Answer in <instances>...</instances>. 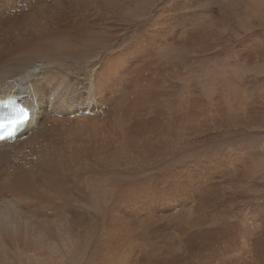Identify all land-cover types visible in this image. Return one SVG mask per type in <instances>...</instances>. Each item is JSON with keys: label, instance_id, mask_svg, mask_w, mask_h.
Instances as JSON below:
<instances>
[{"label": "bare ground", "instance_id": "1", "mask_svg": "<svg viewBox=\"0 0 264 264\" xmlns=\"http://www.w3.org/2000/svg\"><path fill=\"white\" fill-rule=\"evenodd\" d=\"M124 1L0 0V99L31 110L0 143V264H264L243 183L264 146L231 136L264 126L233 80L264 51V0Z\"/></svg>", "mask_w": 264, "mask_h": 264}, {"label": "rangeland", "instance_id": "2", "mask_svg": "<svg viewBox=\"0 0 264 264\" xmlns=\"http://www.w3.org/2000/svg\"><path fill=\"white\" fill-rule=\"evenodd\" d=\"M159 1L160 0H155L154 5L158 6ZM201 1L208 2L209 5H200L197 9L198 11H200L199 9H201V11H202V10H204V8H206V10L215 9L217 12H221V11H223L222 9L228 8V5H229L227 0H201ZM233 1L235 3H238L239 10H240V12H242V11H244V9H248V7L250 8V6H252V7L258 6L260 4V2H262L263 0H233ZM210 3H212V4H210ZM138 4H139V2L136 0H125L124 3L122 4V7L120 8V10L122 12H124L125 10H127L129 8L137 7ZM262 7L263 6L259 5L260 10L262 9ZM153 13H154V11L151 10V11H149V13H147V14L145 13V14L147 16L149 15V18H150ZM223 15L224 14L222 12L221 18L225 19V16H223ZM144 16H142V17L144 18ZM142 17H140L136 21V24H133V25H135V28L138 27L139 25H142V23L145 22ZM231 23L232 22H230V24ZM206 24H208V23H206ZM232 25L235 29H239L238 25L236 27L235 22H233ZM130 27L132 28L133 26H130ZM207 28L208 29H214V28H210V27H207ZM128 29H130V28H128ZM257 33H259V28L257 29ZM260 33L263 36V37L261 36L262 42H263L261 44V48H264V27L260 28ZM253 34H255V33H253ZM226 47H227L228 51H220V54H219L220 56H218V58H220V64L217 67L223 71L222 75L224 77H232V69L226 64V62H227V57L230 56L229 50H231L234 46L233 45H231V46L225 45V49H226ZM252 47H248V49L252 50ZM212 57H215V56H212ZM208 58H209V56H206L207 60H208ZM190 59L196 60L199 58L198 57H191ZM181 61L182 60H180V62ZM186 63L187 62L184 60L180 64L185 65ZM233 80H234V87L238 88L241 94L245 95L248 98L252 97L256 104L262 105V103H264V99H263V101H259L258 99H259V96H261V97L264 96V95H262V94H264V51L260 52L255 58H253L252 56L246 57L245 55L240 57L237 61L235 73L233 74ZM248 101H249V99L245 98V102H248ZM256 124H258V123H256ZM262 126L263 125H261V126L258 125V126H255V128H248V129L246 128V129L241 131V134H238V133H235L236 135L232 134L231 136L235 139V140H233V142L235 141L239 144L241 141H243V142L245 141V143H250L251 145H259V147L256 149V151L258 152L259 148L264 146V126L263 127ZM226 135H230V134L224 133V134H221L219 136H217V135H214L212 137L210 136L209 140H218V139H221L223 137H226ZM239 138L241 141H239ZM224 141H227V140L224 138L222 140V142H220L221 145H224ZM202 143H203V140H202ZM199 149L201 150V148H199ZM263 155L264 154H262L259 150V154L257 153L256 158L252 161L254 165L257 162L256 166L258 168L260 165L262 166V164H263L259 160V159L262 160L264 158ZM263 177L264 176H262V177L256 176V177L251 178V176H249V177L247 176V179L243 178V183H244V181H246L245 183L249 184V186H250V187L245 189L244 194L247 193V194L257 195L256 198L255 197L252 198L253 201H251V203H253V204H256L259 202L264 203V178ZM252 179H253V181H252ZM247 180L250 182H247ZM234 183L238 184L236 182H234ZM239 187H240V185H239ZM243 188H244V186L240 189L242 194H243V191H242ZM236 201L238 203V207H241V208L243 207L244 204L248 203V200L245 198V195L243 197L241 196V199H239V200L236 199ZM240 202H242V203H240ZM250 214L256 215L257 211H253L252 213L250 212Z\"/></svg>", "mask_w": 264, "mask_h": 264}, {"label": "snow or ice", "instance_id": "3", "mask_svg": "<svg viewBox=\"0 0 264 264\" xmlns=\"http://www.w3.org/2000/svg\"><path fill=\"white\" fill-rule=\"evenodd\" d=\"M92 67H95V64H93ZM89 86L91 87L92 85H89Z\"/></svg>", "mask_w": 264, "mask_h": 264}]
</instances>
